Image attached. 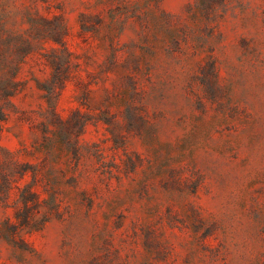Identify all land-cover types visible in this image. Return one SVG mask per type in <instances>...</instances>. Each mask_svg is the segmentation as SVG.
Wrapping results in <instances>:
<instances>
[{"label": "rangeland", "instance_id": "1", "mask_svg": "<svg viewBox=\"0 0 264 264\" xmlns=\"http://www.w3.org/2000/svg\"><path fill=\"white\" fill-rule=\"evenodd\" d=\"M11 50L0 264H264V0H0Z\"/></svg>", "mask_w": 264, "mask_h": 264}, {"label": "trees", "instance_id": "2", "mask_svg": "<svg viewBox=\"0 0 264 264\" xmlns=\"http://www.w3.org/2000/svg\"><path fill=\"white\" fill-rule=\"evenodd\" d=\"M30 45V44H29ZM27 52H19L11 50L8 53H0V133L2 130V122L6 118L3 103L8 100L18 89V82L16 79L18 69L25 59ZM5 63L2 66V63ZM0 176L3 177L4 182H0V192L4 198H8L10 194V187L7 184L10 182L8 173L0 167Z\"/></svg>", "mask_w": 264, "mask_h": 264}]
</instances>
